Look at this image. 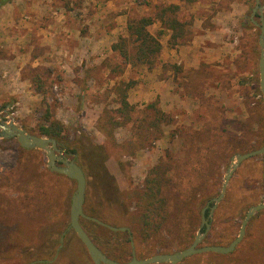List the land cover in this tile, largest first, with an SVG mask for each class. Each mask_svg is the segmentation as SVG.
Instances as JSON below:
<instances>
[{
  "label": "rangeland",
  "instance_id": "rangeland-1",
  "mask_svg": "<svg viewBox=\"0 0 264 264\" xmlns=\"http://www.w3.org/2000/svg\"><path fill=\"white\" fill-rule=\"evenodd\" d=\"M249 2L242 31L236 28L230 33V41L237 50L235 66L232 68L230 64L226 68V64H218L209 81L212 89L214 81L216 84L209 106L205 101L203 107L194 108L191 115L186 116V111L179 106L164 110L160 98H155L150 87V84L157 86V80L165 77L171 69L175 75L171 85L176 91L183 82L178 70L174 71L167 64L160 75H151L147 79L141 71L147 65H138L131 70L127 67L129 63L119 55L113 57V63L105 66L101 59L91 60L89 73L83 76H58L49 69L38 70L45 93L37 101L0 96V116L14 120L31 133H38V125L44 120L46 108L49 109L64 126L63 139L58 147L68 157H73L69 149L75 146L80 151L84 147L85 152L94 150L97 145L103 147L107 166L117 180V188L125 194L124 204L118 205L121 212L115 210L116 214L110 215L108 211L113 205L103 200L99 189H95V181L86 177L83 205L94 212H102V221L129 228L132 238L127 231L99 229L95 232L101 237L102 249L110 258L126 262L132 257V247L137 258H146L165 253V248L169 249L167 252H173L191 244L200 227L205 199L218 195L231 157L242 153L234 152L232 142L227 138L235 134L236 139L255 147L262 141L264 98L259 87L260 29L249 21L255 0ZM211 3L216 5L217 1H208ZM260 3L264 4V0ZM256 15L254 20L259 22V13ZM155 63L148 67L150 71ZM130 80L135 83L128 89L132 110L127 121L119 111V92ZM146 83L149 86L142 91L143 87L139 86ZM179 92L178 89L176 94ZM152 102H157L163 111L161 122L156 121L154 108L148 106ZM109 119L118 123L112 127ZM238 120L246 122L248 127L238 129ZM100 122H104L108 129L112 128V134L102 130ZM206 125L209 129L213 127L211 132L206 130ZM249 125L251 131H248ZM157 164L168 166L161 189L166 200L167 218L159 231L146 237L140 221L145 211L142 194L145 177ZM94 166L98 167L97 164ZM262 170L261 155L242 161L234 170L223 198L210 216V229L200 245H227L237 236L248 207L261 202ZM26 178L31 183L23 191L20 186ZM104 182L109 183L107 179ZM75 188V180L48 169L43 150L21 151L16 138H0V264H94L84 244L69 226ZM37 193L46 195L52 205V212L47 217L42 216L45 221L39 225L28 220L21 208L25 195ZM109 193L114 200L119 196L117 192ZM190 218L192 224L189 226ZM179 264H264V209L250 218L243 239L232 252L194 254Z\"/></svg>",
  "mask_w": 264,
  "mask_h": 264
},
{
  "label": "crops",
  "instance_id": "crops-1",
  "mask_svg": "<svg viewBox=\"0 0 264 264\" xmlns=\"http://www.w3.org/2000/svg\"><path fill=\"white\" fill-rule=\"evenodd\" d=\"M13 0L0 7V96L17 99L42 98L36 91L34 78L40 69H49L55 75H85L91 60L113 63L118 52L111 48L121 35H126L130 18L152 16L159 6H179L178 19L188 23L189 33L171 46L172 31L159 20L149 31L162 44L155 67L142 69L148 79L157 77L169 64L178 66L182 85L176 94L175 76L171 69L166 76L150 84L161 107L169 111L174 106L184 109L187 115L212 100L216 92L215 81L209 85L212 71L219 63L233 68L237 56L230 33L239 28L249 11V0ZM254 6V5H253ZM253 9V8H252ZM252 12V11H251ZM251 20V14L249 15ZM120 56V55H119ZM142 66V65H141ZM134 70L136 66L127 64ZM173 68V67H172ZM78 69V70H77ZM174 69V68H173ZM230 69V68H229ZM77 70V71H76ZM106 70V67H105ZM166 70V69H165ZM176 71V69H174ZM153 73V74H152ZM146 74V75H145ZM171 75L170 78H167ZM221 77V76H220ZM173 80V81H172ZM42 83L44 84L42 78ZM219 81V78H218ZM221 81V80H220ZM72 84V80H70ZM217 82V81H216ZM172 84V85H171ZM149 86L146 83L144 87ZM154 87V88H153ZM210 88V89H209ZM174 91V93H173ZM224 93L223 90H221ZM33 93L34 95H30ZM143 93V92H142ZM149 93V92H148ZM146 94V93H145ZM141 95H139L138 99ZM130 102V99L128 98ZM132 103V102H130Z\"/></svg>",
  "mask_w": 264,
  "mask_h": 264
},
{
  "label": "trees",
  "instance_id": "trees-1",
  "mask_svg": "<svg viewBox=\"0 0 264 264\" xmlns=\"http://www.w3.org/2000/svg\"><path fill=\"white\" fill-rule=\"evenodd\" d=\"M11 1L13 0H0V7ZM192 1L194 0H186V2H192ZM178 11H179V6L176 4L162 5L158 7L156 13L152 16H140L137 18L128 19L126 25V35L119 36L118 40L112 43L111 45L112 50L118 52L119 55L124 59V61L126 63L131 64V66L147 65L148 67H151L154 64L155 59L157 58V56L159 55L162 49V44L159 41L158 37L154 36L149 31L148 27L154 21L159 20L162 23V25H164L166 28L172 31L171 37L169 39V44L171 46L179 44L180 43L179 40L182 39L186 34H188L189 30L187 27L188 23L182 22L178 19L177 17ZM256 16H258V14ZM172 67L176 70L178 69V66L176 65H173ZM34 81L36 82V91L38 93L44 94L45 88L40 77L36 76L34 78ZM134 83L135 81L133 80L125 82L124 87L119 92V102H120L119 111L121 115L124 117V119H126L127 121L130 120L128 115H129V111L132 110V104L128 101V89L131 88ZM148 106L154 108L157 118L156 121L161 122V119H163V117L161 116H163L164 114L163 111L158 108L157 102H152ZM108 122L112 127L118 123V122H114V120L111 119H109ZM100 123L102 125L99 127H101L102 130L103 129L107 130L109 131V134H112V128L110 130L107 128L104 122H100ZM208 127L209 125L205 126V128H207L206 130L209 129ZM236 127L242 130L247 128L248 124L246 122H243L242 120H238L236 122ZM212 129L213 127L209 129V131L211 132ZM63 131H64V126L62 122L54 118L52 112L46 108L44 112V120L39 123L38 133L35 134L53 137L56 139L57 144H60L61 140L63 139ZM248 131H251L250 125ZM212 137H214L213 134ZM229 137L227 139L231 140L230 142H232L231 144L234 152L236 151H242V153L247 152L259 148L264 144V134L262 135V141L259 142V145L257 147H255L254 145L248 146L247 141L236 139L237 137L235 136V134H231ZM215 138L216 141L217 135ZM62 147L64 146L62 145ZM78 150L79 147L75 146L69 149V152L72 154V156L77 157L75 160H77L76 162L83 169L85 177L87 178L91 177L92 180L95 181L94 182L96 184L95 189H99L98 190L99 195L103 197V200L108 201L113 205L111 207L112 208L111 211H108V213H110V215H115L116 214L115 210L117 212H121L117 208L118 205L124 204L125 194H123V192H121L117 188L116 185L117 180L107 166L106 154L103 147L97 145L94 150L93 149L92 151L88 150V152L84 151V147H83V151L79 150L80 151L79 152ZM21 151H31V149H26L21 147ZM85 160H87L86 163ZM94 164H97L98 167H95ZM166 167L168 168L167 165L161 167L159 164H157L150 169V171L145 177L144 191L142 194V199H144L145 201V211L142 212L140 221L142 223V233L146 237L153 235L157 231H159L162 227V224L165 222L167 218V213L165 212L166 200L161 195L162 185L166 179L165 176L167 171ZM202 175L203 174L201 173V176ZM38 178L40 177L38 176ZM105 179H107L109 183L104 182ZM38 180L39 179H37V181ZM30 183L31 180L29 178L28 179L26 178L24 180V183H22L20 187L21 188L23 187L22 190L25 191L26 186L28 187ZM109 192L112 193L117 192L119 194L118 198H115L116 200H114V198L109 195L110 194ZM25 197L26 195L22 199L23 206L21 208L23 211H25L28 220H32L38 223L37 225H39L41 221H45L42 220V216L47 217L52 212V205L46 195L43 196L42 194L37 193L35 195H31V196L28 195L26 198ZM210 199L211 197L207 196V198L205 199V204ZM211 204L212 202L210 203V205ZM84 206L85 205H83V210L87 215L96 217L98 219L102 218L101 211H100L101 213L94 212L89 208H85ZM18 209H20L19 206ZM208 211L209 209L206 210V214H208ZM122 215H124V213H122ZM80 222L83 228L92 238V240L102 249L103 247L101 243V237L99 235H96L95 232H97L99 229H105V230H111V229L84 217L80 218ZM191 224L192 222L190 218L188 221V225L190 226ZM187 229H189V227L184 230ZM165 249H166L165 252L169 251V249L167 248Z\"/></svg>",
  "mask_w": 264,
  "mask_h": 264
},
{
  "label": "water",
  "instance_id": "water-1",
  "mask_svg": "<svg viewBox=\"0 0 264 264\" xmlns=\"http://www.w3.org/2000/svg\"><path fill=\"white\" fill-rule=\"evenodd\" d=\"M264 4L260 3V0H255L252 12L251 20L252 22L259 27L260 32L258 36V43L260 46V55L258 60L259 68V87L264 98ZM256 12L259 13V22L254 20ZM0 138L1 139H10L16 138L21 147L26 149H40L45 152L47 158V167L48 169L63 174L76 182V188L71 197L70 204V222L69 226L76 233L78 238L84 244L89 256L91 257L94 264H153V263H169L177 264L181 262L184 258L199 254L203 252H216L221 254H227L232 252L238 243L243 239L245 234L246 225L249 222L250 218L256 214L259 210L264 209V144L259 148L243 152L235 153L231 157L230 164L228 165L224 179L222 182L221 190L217 196L212 197L201 209V223L199 230L196 232L195 237L190 245L185 248L165 253H156L146 258H137L134 255V248H132L133 255L130 260L126 262H119L112 258H109L99 246L92 240L86 230L83 228L80 218L84 217L90 219L102 226H105L114 231H125L129 230L126 226H113L109 223H106L96 217L87 215L83 210V204L85 201V190H86V177L83 169L76 162L75 157H68L65 155L61 149L58 147L57 141L53 137L38 135L31 133L25 128L21 127L14 120H5L0 116ZM262 156V181H263V196L261 202L251 205L245 212L244 218L242 219L239 231L237 236L231 240L227 245L219 244H208L200 245L202 239L206 236L207 232L210 229V216L212 215L214 209L217 207L221 199L225 194V190L228 184V181L234 172V170L241 164L242 161L256 156ZM212 204L210 205V203ZM209 209L208 214L206 210ZM132 238V236L130 235ZM63 236H61V241ZM131 245L133 246V241L131 240ZM61 246V244H60ZM57 254V252H56ZM56 256V255H55Z\"/></svg>",
  "mask_w": 264,
  "mask_h": 264
},
{
  "label": "flooded vegetation",
  "instance_id": "flooded-vegetation-1",
  "mask_svg": "<svg viewBox=\"0 0 264 264\" xmlns=\"http://www.w3.org/2000/svg\"><path fill=\"white\" fill-rule=\"evenodd\" d=\"M119 231H121V230H119ZM125 231H127V232H129V236H130V230H125ZM63 235V234H62ZM131 238V237H130ZM100 248V247H99ZM133 248V247H132ZM101 249V248H100ZM102 250V249H101ZM103 251V250H102ZM104 252V251H103ZM106 254V253H105ZM132 255H133V252H132ZM108 256V255H107ZM109 257V256H108ZM110 258V257H109Z\"/></svg>",
  "mask_w": 264,
  "mask_h": 264
}]
</instances>
